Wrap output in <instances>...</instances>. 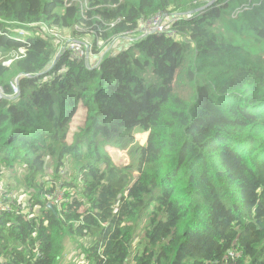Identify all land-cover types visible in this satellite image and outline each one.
<instances>
[{"label": "trees", "instance_id": "1", "mask_svg": "<svg viewBox=\"0 0 264 264\" xmlns=\"http://www.w3.org/2000/svg\"><path fill=\"white\" fill-rule=\"evenodd\" d=\"M71 1L0 0V174L29 192L0 195V264H264V0H86L72 16ZM158 14L174 36L123 41L96 67L52 37L107 41ZM136 128L123 168L108 150Z\"/></svg>", "mask_w": 264, "mask_h": 264}, {"label": "rangeland", "instance_id": "2", "mask_svg": "<svg viewBox=\"0 0 264 264\" xmlns=\"http://www.w3.org/2000/svg\"><path fill=\"white\" fill-rule=\"evenodd\" d=\"M68 1L69 0H66V2ZM96 1L97 0H94L95 3ZM118 1L121 2L122 0H118ZM71 2L72 3H68V4L66 3V10H65L71 16L76 15L78 11H82V14L84 15L85 11L90 9L89 8L90 4L86 0H72ZM95 21L101 22L102 19L98 16L95 18ZM138 36H142V35L140 32L135 31L126 36L121 35L118 37H112L111 39H108L107 41H105V40H102L100 35L88 29H74V30L73 29H69V30L55 29L54 31H52V37L56 39L55 43H57L59 46L58 53L64 51L66 44L72 40L82 41V42L88 43L90 46L94 45L95 50L92 49V52L88 59L90 61L89 64L95 67L99 65L102 57L106 54V52L110 51V49H113V48L115 49L118 46V44L122 43L123 41L131 43L132 40ZM72 58H74L73 55H72ZM88 59H85V60H88ZM175 91L185 98L189 97L190 95V92L187 88H179L177 86L175 88ZM83 122H84V114L83 112H80L73 121L72 131L73 132L76 131L77 128ZM147 134L148 133L143 131L142 129L136 128L131 133L132 136L130 137V139H134L133 143H129L126 141H120L116 143L114 147H109L108 151L114 163L117 165H121V167L123 168L124 167L129 168L132 166V164H135V160L137 156L134 153V149L137 146L145 145L146 140H147ZM60 173L63 176L68 174V172L65 169H63L62 172ZM12 174L8 173L7 171H4L2 174H0V195L1 197L9 202H14V201L18 202L19 200H22L24 201V203H27L26 198H28L29 192L26 187H22L19 184L21 174L17 170L15 174L13 175ZM61 191L62 190L60 187L59 188L60 194L55 196V198H53L54 200L52 201V203L57 204L56 200L58 201V199L62 197ZM126 195L128 197H133V198L138 197V193L134 187V181L130 189L127 191ZM141 238H143V233L138 235L137 242H139ZM72 246H73V243L68 244L66 248V253L73 251ZM74 255H75V252L68 254L63 259V264H67L71 260L74 262V264H77L78 261H79V264H81L84 258H81L78 255L77 256H74Z\"/></svg>", "mask_w": 264, "mask_h": 264}, {"label": "built area", "instance_id": "3", "mask_svg": "<svg viewBox=\"0 0 264 264\" xmlns=\"http://www.w3.org/2000/svg\"><path fill=\"white\" fill-rule=\"evenodd\" d=\"M175 16V15H174ZM174 16H163V15H156L154 17H151L149 19H143L139 22V26L135 31H138L141 33L143 37L152 35V34H157V35H169V36H174V32L171 31V25L172 23L175 22ZM111 27H114V24L111 25ZM133 31V32H135ZM65 49H68L71 52V57L72 55L74 56L73 59L76 60H84V61H89V56L92 52L93 46L89 45L88 43L82 42V41H77V40H72L69 41L66 44ZM21 52H24L23 50ZM88 59V60H85ZM12 63V60L7 61L5 63L6 66H10ZM15 92H18V89L15 87ZM3 95V91L0 89V98ZM1 210L7 209V207L4 208L3 205H0ZM239 257V253L236 251H230L228 255L225 258V262L229 263V261H234ZM79 264V261L77 262ZM81 264H86V261L81 262Z\"/></svg>", "mask_w": 264, "mask_h": 264}]
</instances>
